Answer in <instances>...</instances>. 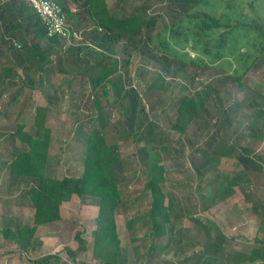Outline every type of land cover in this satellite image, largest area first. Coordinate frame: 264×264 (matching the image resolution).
<instances>
[{
	"label": "rangeland",
	"instance_id": "obj_1",
	"mask_svg": "<svg viewBox=\"0 0 264 264\" xmlns=\"http://www.w3.org/2000/svg\"><path fill=\"white\" fill-rule=\"evenodd\" d=\"M6 1L10 0H0V4ZM107 1L112 8L118 7L114 13L118 17H125L137 6L147 2L148 15L156 16L159 13L163 15L155 32V43L166 53L178 55L184 61L195 60L200 63V67L209 69L189 68L188 75L179 77L168 89L161 90L152 88V83L157 81L165 85L170 76L164 74L161 64L148 60L147 57L140 55L139 51H134L131 63L123 68L127 63L125 52L129 48L126 50V47L128 44L137 43L138 38L124 37L113 44L114 47L109 48L103 57L102 51L86 44L80 34L76 35L75 44L82 42L81 47L83 44L85 46L80 52L76 49L80 45L73 46V56L68 54L69 45L62 41L61 43L66 44L62 49L63 56L57 54L53 56L54 65L50 70L24 72L22 76L25 85L20 82L21 80H16L17 85L6 89L0 101V108L4 112L0 117V228L5 224L18 227L31 224L33 221L32 215L15 204L20 189L10 187L7 174L6 158L14 146L11 135L16 124H23L28 130L43 118L45 127L50 128L52 132L49 174L58 177L78 175L84 146L83 131H90L91 128L100 130L102 127L106 133L111 134L110 142L115 141L117 135H128L131 132L126 124L130 97L136 92L140 106L138 111L144 106L146 112L139 114V120H144V124L156 123L158 129L152 128L154 131L151 135H144L146 126H142V131L139 132L134 128L133 138L119 143L122 157L119 174L125 204L129 208V199L138 196L148 178V161L145 155L141 154L143 138L146 137L147 147L152 149L155 146L154 149L162 157V164L166 168L167 182L164 190L173 191L177 195L180 218L173 224L174 231L183 232L186 237L193 238V241H199L200 246L196 253L204 249L218 253L217 249H221L220 263H224L228 261V256L233 251H244L254 246L255 239L264 233V140L260 138V132L264 129V53L250 66L243 80L245 87L241 89L231 78L243 72L242 63L249 59L248 56L247 58L238 56L241 59L238 61L235 59H231L230 62L212 61L209 56H205L203 47L199 45L193 47L194 40L190 35L186 37L175 32L179 28L172 24L173 9L176 11L174 15L176 18L178 9L170 5L168 12L165 9L167 3L159 0ZM252 1L244 0L243 3L231 1L232 5L229 6L226 1L210 0L209 6H197L192 12L202 9L219 18L223 17L224 23L264 19L262 1L255 2L254 7L250 4ZM67 3L69 7L78 9L74 0H67ZM189 21V18H185L183 27L192 26ZM60 48L61 45L57 44V49ZM249 52L252 54L251 49ZM77 53L81 61L76 60ZM246 53L248 52L245 51V55ZM102 58L110 65L118 62V67L124 75L123 85L119 86H123V90L119 92V87L113 88L104 81L100 82L95 92L90 88L82 89L87 105L81 104L80 109L76 110L71 105V94L82 88L79 76L86 73V67L94 66L97 60ZM6 62L7 59L0 57V68L2 65L6 66ZM162 76H166L165 80ZM102 84H105V87H102ZM104 89L107 90L108 97L104 96ZM196 91H204L205 109L197 122L182 135L170 128L176 117L175 106L181 96ZM17 92L19 93L17 102L10 106L11 94ZM49 95L55 96L52 103L48 102ZM97 99L104 105V109L100 111L94 102ZM226 116L229 117L227 121ZM255 118L260 119L258 127L262 128H257L256 138L250 136L247 128ZM139 120L137 126L141 125ZM154 140L158 143L153 144ZM213 140L222 144L221 149L224 153L232 149L234 156H250L260 168H250L241 173L235 166V159L224 155L219 157L216 166H213L203 159L202 154L195 152L199 148L208 149L209 143ZM259 155L262 159L256 160V156ZM198 170L201 171L200 174ZM220 175L227 176V180L217 179ZM236 177L238 179L233 181ZM201 179L204 181L202 185ZM228 180L232 182L229 183ZM199 186L204 188L199 190ZM254 207L257 212L254 211ZM62 209L63 220L40 227L36 237L37 244L28 254L20 252L14 243L0 236V264H30V259L50 253H62L66 264H74L68 259L65 249L77 248L78 244L75 241L77 232L83 233L89 247L88 252L80 255V260L97 264L91 255L90 237L96 221V206L81 203L75 196L74 200L65 204ZM139 212L138 209L129 210L127 215L130 217L132 213L133 216ZM121 214L117 216L119 231L123 245L131 250L128 236L126 237L125 229L122 227L127 215L125 212ZM189 217H197L211 228L212 239L207 238ZM135 229L141 237L151 238L149 224L143 218L137 220ZM222 239L225 240L224 245ZM174 259L177 264L184 261L182 258ZM164 260L160 259L159 264Z\"/></svg>",
	"mask_w": 264,
	"mask_h": 264
},
{
	"label": "trees",
	"instance_id": "obj_2",
	"mask_svg": "<svg viewBox=\"0 0 264 264\" xmlns=\"http://www.w3.org/2000/svg\"><path fill=\"white\" fill-rule=\"evenodd\" d=\"M118 1L124 2L125 0ZM159 1L167 3L165 9L168 12H170L171 6L178 9L177 18L174 16L176 11L173 9L172 24L179 28L175 32L181 36L190 35V38L194 40L193 47L196 45L203 47L205 56H209L212 61L216 63L230 62L231 59L238 61L241 60L240 58L248 56L249 59L242 63L243 72L231 78L239 88L244 89L243 80L247 76L250 66L254 65L264 53V19H256L253 22L239 20L234 23H224L223 17L219 18L202 9L192 12L197 6H209L210 0ZM222 1H226L229 6L232 5L231 1L244 2V0ZM260 1L264 5V0H253L250 4L254 7L255 2ZM56 2L62 6L70 29L74 33L82 30L86 43L100 49L102 57L108 53L109 48L114 47L115 43L123 40L124 37L138 38L137 43L128 44L126 47V50L129 49L125 52L127 63L123 65V68L131 63L135 50L139 51L140 55L147 57L148 60L151 59L161 64L165 71L164 74L170 76L168 77L170 79L166 81L167 85L165 82L167 87L154 81L151 85L152 88L168 89L176 79L185 76L189 68L199 70L200 63L197 61L192 59L184 61L178 55L164 52L155 43V32L163 15L162 13L156 14V16L148 15L147 2L137 6L125 17L114 15L118 7L111 8L107 0H74L78 5L76 12L71 11L67 0H56ZM185 18H189V23L192 26L183 27ZM176 19L177 22H175ZM179 23L181 24L178 25ZM62 41L57 36L47 37L44 23L25 0H10L0 4V57H4L8 61L6 66L2 65L0 68V101L6 89L17 85L16 80H21L20 82L25 85L22 76L24 72L50 70V67L54 65L53 56L55 54L63 56L64 50L62 49L65 43H61ZM57 44L61 45L60 49H57ZM84 46L85 44L82 47L81 45L77 47V51L80 52ZM67 48L70 52L68 54L73 56V48L70 46ZM250 49L252 54L249 52ZM245 51L248 52L246 55ZM76 56V60L81 61L78 53ZM106 60H108L107 57ZM97 61L94 66L86 67L84 75L80 74L82 88L71 94V105L76 110L80 109L81 104L87 105L82 89L90 88L92 92H95L102 81L111 84L113 88L123 85L124 75L118 67V62L115 65H106L103 58ZM202 65L208 66L207 64ZM200 68L209 69L208 67ZM114 76L116 78H113ZM165 77L162 76L164 80ZM102 87H105V84H102ZM119 90L121 92L123 86L119 87ZM203 93L204 91L190 92L178 99L174 112L176 117L170 125L172 130L183 135L197 122L206 105ZM18 94V92L11 94L10 106L16 104ZM107 95L108 92L104 89V96ZM54 99V95L48 96L49 103H52ZM130 99L126 124L131 132L128 135H117V139L110 142L111 134L106 133L102 127L100 130L91 128L90 131H83L84 146H82L78 175L58 177L49 174L52 132L50 128L45 127L43 118L28 130L25 125L16 124L14 133L11 135L14 146L6 158L7 174L10 187L20 189L15 204L26 210L27 214L32 215L33 221L31 224L18 227L5 224L0 228V236L4 240L14 243L20 252L28 254L37 244L36 237L39 228L61 221L63 205L70 203L74 196H77L81 203L93 204L97 208L95 228L90 236L92 240L91 255L97 264H131L132 258L136 259V262L143 259L150 263L162 258L164 254H187L200 246L199 241H193V238L186 237L183 232L174 231L173 224L177 221L176 219L180 218L177 195L173 191L166 192L164 190V185L167 182L166 168L162 164V157L154 149L155 146L152 149L147 147L146 137L143 138L144 145L141 148V154L145 155L148 161V178L138 196L129 199V208L124 202L119 174V165L122 162L119 143L133 138V130L142 131V126H146V131L143 128L144 135H151L154 131L152 128L158 129L156 123L144 124V120H139V114H146V112L144 106L141 111H138V107H140L138 94L133 92ZM94 102L98 111L104 109V105L98 99ZM2 115L4 112L0 108V117ZM228 118L226 116V121ZM138 120L141 124L139 126L136 125ZM259 122L260 119L255 118L247 127L250 136L254 138H256L257 128L262 129L258 127ZM79 132L81 131L79 130ZM260 138L264 140V129L260 132ZM152 143L157 144L158 142L154 140ZM221 145L220 142L216 143L213 140L209 143L208 149L199 148L195 152L202 154L203 159L213 166H216L217 159L223 155L234 158L235 166L241 170V173H245L250 168H260L254 163L252 157L234 156L232 149L224 153ZM261 159V155L256 156V160ZM198 172L201 173L200 170ZM217 179L227 180V176L221 177L220 175ZM237 179L238 177L233 181ZM200 183L202 185L204 181L201 179ZM199 188L201 190L204 187L199 186ZM217 193L218 191H216V195ZM135 209L140 212L133 216V213H130L131 216L128 217V211ZM253 209L257 212L255 207ZM124 212L127 215L126 227L131 233V250L122 244L118 234L117 216ZM142 218L149 224L151 237L149 240H140L134 235L136 221ZM189 219L204 232L207 238L212 239L211 228L207 227L201 219L197 217H189ZM262 234L255 239L254 246L244 251H233L229 254L228 261L224 263H220L221 249H217L218 253L204 249L179 264H191V262L194 264H264V233ZM75 241L78 244L76 249H65L68 259L75 264H93L80 261V255L89 250L83 233L77 232ZM223 242L225 243L224 239H222L224 245ZM63 261L62 253H50L30 259V264H62ZM161 264L177 263L165 259Z\"/></svg>",
	"mask_w": 264,
	"mask_h": 264
},
{
	"label": "built area",
	"instance_id": "obj_3",
	"mask_svg": "<svg viewBox=\"0 0 264 264\" xmlns=\"http://www.w3.org/2000/svg\"><path fill=\"white\" fill-rule=\"evenodd\" d=\"M25 1L44 23L47 37L53 38L57 36L70 47L79 45L75 44L76 33H74L67 25L65 12L56 0Z\"/></svg>",
	"mask_w": 264,
	"mask_h": 264
},
{
	"label": "crops",
	"instance_id": "obj_4",
	"mask_svg": "<svg viewBox=\"0 0 264 264\" xmlns=\"http://www.w3.org/2000/svg\"><path fill=\"white\" fill-rule=\"evenodd\" d=\"M108 2V1H107ZM76 4V3H75ZM110 6V5H109ZM111 7V6H110ZM70 9H71V11L72 12H76V11H78V9H74V8H71V7H69ZM77 8H78V6H77ZM112 8V7H111ZM82 30H79L78 32H75L76 33V35H78V34H80V36L85 40V38H84V36L82 35V32H81ZM17 44H19L20 45V43H18V42H16ZM85 43H86V41H85ZM86 44H88L89 46H91L88 42L86 43ZM92 47V46H91ZM95 49H97L96 47H94ZM97 50H100V49H97ZM101 51V50H100ZM106 65H109V63L107 62L106 63ZM80 78V77H79ZM75 197V196H74ZM73 200H74V198H73ZM72 200V201H73ZM71 201V202H72ZM70 202V203H71ZM67 204H69V203H67ZM65 205V204H64ZM63 205V206H64ZM63 208V207H62ZM95 214H96V216H97V209H96V212H95ZM119 215H122L121 213L119 214ZM63 220V209H62V219H61V221ZM61 221H59V222H61ZM59 222H56V223H59ZM137 222V221H136ZM56 223H54V224H56ZM50 225V224H49ZM117 225H118V234H119V237H120V240H121V242H122V244H123V240H122V236H121V234H120V231H119V228H120V226H119V223H118V219H117ZM122 227L125 229V234H126V237L128 236V240H129V242H130V234L131 233H129V230L127 229V227H126V222L124 221V225H122ZM94 228H95V226H94ZM93 228V229H94ZM40 229V228H39ZM128 233V234H127ZM37 235H38V233H37ZM134 235L136 236V238L137 239H140V240H149L150 238H146V237H141L140 235H138L137 233H136V229H135V226H134ZM150 235V234H149ZM149 235H148V237H149ZM124 236V235H123ZM84 238V237H83ZM85 239V238H84ZM148 242V241H147ZM131 244V243H130ZM196 253V250H194L193 252H188L187 254H182V253H179V254H176V253H173V254H171V255H167V254H164V256H162V258H160L161 260L164 258V259H166V260H170V261H173V262H175L174 260V258H182L183 260L184 259H186V258H188V257H190V256H192L193 254H195ZM172 257H173V260H171L172 259ZM160 259H157V260H155V261H153V262H148V261H143V259H141L139 262H136V259H134V258H132L131 259V264H159L160 262H159V260ZM65 261V260H64ZM63 261V263L62 264H66L65 262ZM80 261H82V260H80ZM158 261V262H157ZM75 264V263H74Z\"/></svg>",
	"mask_w": 264,
	"mask_h": 264
}]
</instances>
